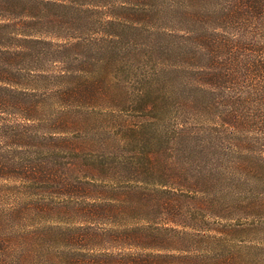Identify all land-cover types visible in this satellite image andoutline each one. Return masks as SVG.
I'll use <instances>...</instances> for the list:
<instances>
[{
    "label": "trees",
    "instance_id": "trees-1",
    "mask_svg": "<svg viewBox=\"0 0 264 264\" xmlns=\"http://www.w3.org/2000/svg\"><path fill=\"white\" fill-rule=\"evenodd\" d=\"M0 264H264V0H0Z\"/></svg>",
    "mask_w": 264,
    "mask_h": 264
},
{
    "label": "rangeland",
    "instance_id": "rangeland-1",
    "mask_svg": "<svg viewBox=\"0 0 264 264\" xmlns=\"http://www.w3.org/2000/svg\"><path fill=\"white\" fill-rule=\"evenodd\" d=\"M119 77L121 78V82L124 83V86L128 87V91H127V95H123V96H132L134 98H136V96H139L137 94V84L135 83V78L133 76L131 77H126L124 72H120L119 73ZM121 82H119V84L121 85ZM119 95L117 96H122V91L120 93H117ZM96 97L91 96V108H90V116L91 120L95 123H100L103 126H106V123H109V121L105 118L108 111L111 110V108H115L116 110H122L123 105H117L115 107H111V105L109 103H96L93 101V99H95ZM135 106H137V104L134 103ZM115 114L119 115V116H124L125 113L124 111H117ZM93 122H91V126H96V124H94ZM84 196L85 193L84 192H80L77 194H74V196L70 199L71 202L73 203V205H75L74 207L76 208V205H79L83 208L87 207L86 201L84 200ZM68 201V200H67ZM70 202V201H69ZM70 202V203H71ZM60 221L65 225L68 224H86L88 218L86 216H78L77 213H71L68 214L67 211L65 210L63 213V218L59 217Z\"/></svg>",
    "mask_w": 264,
    "mask_h": 264
}]
</instances>
